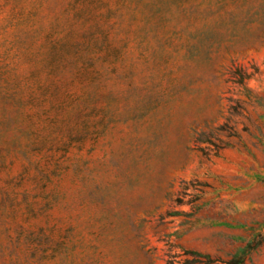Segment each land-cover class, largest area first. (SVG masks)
Segmentation results:
<instances>
[{"label": "rangeland", "instance_id": "rangeland-1", "mask_svg": "<svg viewBox=\"0 0 264 264\" xmlns=\"http://www.w3.org/2000/svg\"><path fill=\"white\" fill-rule=\"evenodd\" d=\"M0 264H264V0H0Z\"/></svg>", "mask_w": 264, "mask_h": 264}]
</instances>
